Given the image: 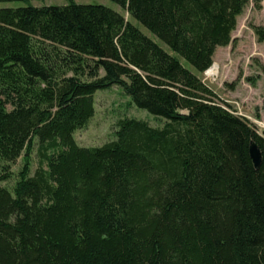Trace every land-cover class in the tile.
I'll list each match as a JSON object with an SVG mask.
<instances>
[{
    "label": "trees",
    "instance_id": "trees-1",
    "mask_svg": "<svg viewBox=\"0 0 264 264\" xmlns=\"http://www.w3.org/2000/svg\"><path fill=\"white\" fill-rule=\"evenodd\" d=\"M6 1L25 5L0 8V159L23 164L0 186V264H264V138L182 62L210 68L249 0H110L171 54L102 4ZM113 85L165 124L79 146Z\"/></svg>",
    "mask_w": 264,
    "mask_h": 264
},
{
    "label": "rangeland",
    "instance_id": "rangeland-1",
    "mask_svg": "<svg viewBox=\"0 0 264 264\" xmlns=\"http://www.w3.org/2000/svg\"><path fill=\"white\" fill-rule=\"evenodd\" d=\"M79 4H102L124 16L127 21L134 24L144 35L153 40L167 53H172L169 47L152 34L147 28L132 19L126 10L110 0H75ZM31 5L64 6L67 0H30ZM18 1L0 2V8L23 6ZM261 8L256 9L253 1L249 0L242 13L236 19V27L232 32V42L227 45L219 56L220 66L214 59L209 69L214 70L211 77L198 73L192 65L183 62L192 73L199 76L201 81L209 87L218 98L221 105L231 110L239 108L242 113L250 117L247 120L264 138V42H258L252 26L264 28V0L260 2ZM215 65V66H214ZM216 69V70H215ZM69 76L71 73L68 74ZM103 75V70H100ZM239 77V78H238ZM81 79L88 80L84 74ZM238 79V80H236ZM250 79L254 80L252 82ZM236 102V103H235ZM131 98L118 85L95 91L93 95L94 114L86 124L74 131V139L82 147H99L115 138L117 122L123 118H135L145 121L151 127L161 128L165 120L155 118L145 109L131 104ZM258 123V124H256ZM41 155L37 139L31 158L30 175L41 164ZM22 158L14 162H5L0 159V186L12 189L18 179L22 167ZM46 168V164H42Z\"/></svg>",
    "mask_w": 264,
    "mask_h": 264
},
{
    "label": "water",
    "instance_id": "water-1",
    "mask_svg": "<svg viewBox=\"0 0 264 264\" xmlns=\"http://www.w3.org/2000/svg\"><path fill=\"white\" fill-rule=\"evenodd\" d=\"M248 153H249V157H250L254 167L258 168L261 164V153H260V149H259L258 145L256 143L252 142L249 145Z\"/></svg>",
    "mask_w": 264,
    "mask_h": 264
},
{
    "label": "built area",
    "instance_id": "built-area-1",
    "mask_svg": "<svg viewBox=\"0 0 264 264\" xmlns=\"http://www.w3.org/2000/svg\"><path fill=\"white\" fill-rule=\"evenodd\" d=\"M204 75H205L206 78H207V77H211V76L207 75V71L204 72ZM214 77H215V76H214ZM214 77H211V78H214ZM235 103H236V102H235ZM226 109H227L230 113L234 114L235 116L241 117L242 119H245V120H250V117L247 116L245 113H242L238 107L235 108V109H233V110H231V109H229V108H226ZM256 124H258V123H256Z\"/></svg>",
    "mask_w": 264,
    "mask_h": 264
},
{
    "label": "crops",
    "instance_id": "crops-1",
    "mask_svg": "<svg viewBox=\"0 0 264 264\" xmlns=\"http://www.w3.org/2000/svg\"><path fill=\"white\" fill-rule=\"evenodd\" d=\"M226 46H222V47H217L213 56V60L216 59L217 63L218 61H220V55L223 53L224 49ZM221 63V62H220ZM220 63H218V65L220 66Z\"/></svg>",
    "mask_w": 264,
    "mask_h": 264
},
{
    "label": "bare ground",
    "instance_id": "bare-ground-1",
    "mask_svg": "<svg viewBox=\"0 0 264 264\" xmlns=\"http://www.w3.org/2000/svg\"><path fill=\"white\" fill-rule=\"evenodd\" d=\"M215 66V65H214ZM216 70V69H215ZM213 72H214V70H212V69H208L207 70V75H209V76H212L213 75Z\"/></svg>",
    "mask_w": 264,
    "mask_h": 264
}]
</instances>
